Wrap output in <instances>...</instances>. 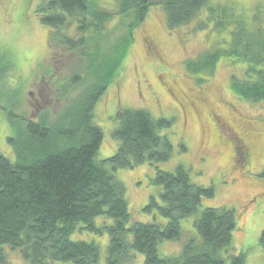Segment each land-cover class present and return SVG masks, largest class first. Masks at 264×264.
I'll use <instances>...</instances> for the list:
<instances>
[{"label": "trees", "instance_id": "obj_1", "mask_svg": "<svg viewBox=\"0 0 264 264\" xmlns=\"http://www.w3.org/2000/svg\"><path fill=\"white\" fill-rule=\"evenodd\" d=\"M151 1L119 0L120 12L133 11L129 32L142 22ZM159 3L170 28L187 25L204 11L198 28L209 21L229 37L226 47L191 61L190 68L212 72L220 56L243 64L242 75L231 77V92L242 100L264 102V24L259 14L248 17L233 5L210 0ZM42 12L41 22L51 30L48 39L70 52L77 50L85 60L67 82L61 81V93L70 94V85L83 78L89 82L77 95H64L56 114L45 113L36 120L8 114L13 158L0 152V264L7 262V247L18 250L28 264H99L98 241L71 238L82 233L108 235L105 264L128 263L133 251L142 256L143 264H246L242 252L231 250L236 227L233 208L206 207L192 222L197 236L182 241L180 221L194 214L205 197L215 194L211 187L192 183L183 165L172 171L155 168L149 180L161 191L159 199L150 197L142 210L157 212L166 223L131 222L125 186L114 172L169 160L171 134L161 130H169L173 120L153 117L141 107L117 109L112 133L118 147L111 156L98 159L103 134L94 124L93 111L96 100L120 75L129 33L110 50L108 39L105 47L101 45L105 24L112 16L95 0H47ZM92 42L90 52L83 49ZM178 147L180 152L185 150L182 142ZM239 154L246 161L245 150ZM175 239L182 241L180 252L161 256L159 244Z\"/></svg>", "mask_w": 264, "mask_h": 264}, {"label": "rangeland", "instance_id": "obj_2", "mask_svg": "<svg viewBox=\"0 0 264 264\" xmlns=\"http://www.w3.org/2000/svg\"><path fill=\"white\" fill-rule=\"evenodd\" d=\"M210 1L233 5L248 17L259 14L264 24V0ZM95 2L112 16L105 24L106 34L100 44L105 47L108 39L110 50L126 33L130 37L119 77L95 103L93 121L103 134L97 158L111 156L118 147L112 133L117 109L141 107L153 117L173 120L169 130H161L162 134H171L173 154L169 160L157 165L145 162L114 172L125 186L131 222L166 223L167 219L157 212L147 214L142 210L150 197L159 199L161 191L149 180L155 168L172 171L183 165L192 183L211 187L215 194L205 197L194 214L180 221L182 241L189 235L197 236L192 222L206 207L233 208L236 227L231 233L232 252H242L246 264H264V102L242 100L231 92V77L242 75L243 64L220 56L212 72L195 71L189 66L191 61L226 47L228 35L217 31L209 21L204 28H198L204 11L187 25L170 28L159 0L151 1L142 22L135 23L129 32L134 21L132 10L120 12L119 0ZM46 3L47 0H0V152L9 159L13 151L8 144L12 132L8 114L19 120H36L45 113H58L66 95L60 91L61 81L69 80L85 62L77 50L70 52L48 39L50 27L40 19ZM93 45L94 42L83 49L90 52ZM88 82L83 78L70 85L66 96L77 95ZM224 134L232 141L225 140ZM181 142L185 146L182 152L178 147ZM241 150L249 152L246 161L240 157ZM71 238L98 241V262L105 264L106 233H82ZM182 241H162L159 254L176 256ZM5 249L6 264H28L18 250ZM133 253L125 264H143L142 256Z\"/></svg>", "mask_w": 264, "mask_h": 264}, {"label": "flooded vegetation", "instance_id": "obj_3", "mask_svg": "<svg viewBox=\"0 0 264 264\" xmlns=\"http://www.w3.org/2000/svg\"><path fill=\"white\" fill-rule=\"evenodd\" d=\"M214 118V117H213ZM214 121H215V123L217 124V119L216 118H214ZM217 126V125H216ZM221 131H223V130H221ZM229 133V132H228ZM225 136L223 137L225 140H227V141H232V139H230L229 138V136L228 135H226V134H224ZM235 145H236V143H234ZM234 149H235V146H234ZM249 155V152L247 153V155H246V159L249 157L248 156ZM235 156H236V151H235V155H234V158H235Z\"/></svg>", "mask_w": 264, "mask_h": 264}, {"label": "bare ground", "instance_id": "obj_4", "mask_svg": "<svg viewBox=\"0 0 264 264\" xmlns=\"http://www.w3.org/2000/svg\"><path fill=\"white\" fill-rule=\"evenodd\" d=\"M53 31V30H52ZM85 80V79H84ZM109 85H110V83H109ZM5 86V85H4ZM1 91V90H0ZM4 99V98H3ZM5 100V99H4ZM60 107V106H59Z\"/></svg>", "mask_w": 264, "mask_h": 264}]
</instances>
